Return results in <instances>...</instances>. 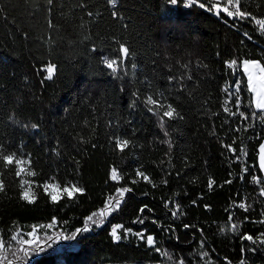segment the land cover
Instances as JSON below:
<instances>
[{
    "label": "trees",
    "instance_id": "16d2710c",
    "mask_svg": "<svg viewBox=\"0 0 264 264\" xmlns=\"http://www.w3.org/2000/svg\"><path fill=\"white\" fill-rule=\"evenodd\" d=\"M181 3L117 0L114 8L108 0H54L51 6L47 0H0V142L9 151L31 154L38 175L26 176L28 180L42 184L52 177L61 188L75 183L84 189L71 200L63 194L53 202L34 184L36 200L29 204L20 199L15 169L0 162L5 185L0 192V238L27 236L35 227L44 248L34 252L35 246L28 247V257L18 252L21 259L12 258L13 264H176L181 258L186 264H240L239 235L264 232V223L251 222L264 219V197L251 175L239 179L244 163L261 175L255 134L264 138V125L235 132L243 123L221 107L222 89L236 79L225 62L255 58L264 63V33L251 22L233 27L232 21L225 23L226 17L198 5L182 8ZM243 7L258 18L264 14V0H243ZM113 11L118 12L115 18ZM120 43L133 51V58L116 78L102 57L115 58ZM49 63L57 70L53 79L45 80ZM134 92L140 99L132 108ZM158 93L183 116L168 122L167 139L173 145L169 155L168 145L161 143L166 138L158 118L144 104L146 95ZM242 97L246 106V90ZM32 123L39 128L22 127ZM114 134L132 143L121 152L112 141ZM234 138L237 155L241 141L248 146L249 156L241 161L224 147ZM113 167L118 169L115 181L110 179ZM137 169L149 180L138 177ZM229 179L232 183H225ZM119 187L132 188L120 210L110 213L103 226L65 238L82 228L93 212L99 218ZM234 201L252 207L244 212ZM144 205L148 207L141 214ZM177 210L182 214L174 217L172 211ZM229 212L241 224L237 233L230 230ZM141 216L144 222L134 223ZM116 224L122 226L119 235L129 228L134 233L143 230L144 239L129 234L113 241L110 233ZM148 234L171 259L147 245ZM57 235L61 238L55 243L46 239ZM18 247L12 242L10 251ZM203 251L209 257L201 259ZM245 264H264V246L255 254L248 252Z\"/></svg>",
    "mask_w": 264,
    "mask_h": 264
},
{
    "label": "snow or ice",
    "instance_id": "6c2138e0",
    "mask_svg": "<svg viewBox=\"0 0 264 264\" xmlns=\"http://www.w3.org/2000/svg\"><path fill=\"white\" fill-rule=\"evenodd\" d=\"M54 0H47V4L49 6L53 5ZM168 2L172 5H176L179 0H168ZM108 3L113 6L114 8L117 6V0H108ZM185 6H194L198 5L199 8L205 9L206 11L218 16V17H226L225 23L232 21V26H236V22H251L252 24L258 27V31L264 33V14L258 18L257 15L253 14L251 11L246 10L243 7V0H184ZM51 11V8H49ZM223 14V16H222ZM92 13H89L91 16ZM112 16L115 18L118 16L117 11L112 12ZM49 27H52V21L49 20L48 22ZM243 36L246 37L248 40L252 39V36L248 32H244ZM243 40L241 43L243 44ZM132 55L130 48L126 46L124 43H120L118 54L115 58H103L102 62L106 68H108L111 73L116 77L120 78V72L124 70L127 66L128 58ZM226 66L232 70V75L236 77L234 83H229L228 86L224 87L222 91L225 93V97L222 101L221 107L223 112L228 114L229 117H238L239 120L243 123V129L238 125L233 131L240 132L248 131L249 129L255 128L256 124L259 123L264 125V63L261 62L260 59L255 58H244V59H231L230 61H226ZM186 67V66H185ZM132 68L135 69L136 65L133 64ZM57 70V65L55 63H49L45 67V71L47 75L44 77L45 80L53 79V76ZM242 72L243 76L238 75V73ZM125 75L127 73L125 72ZM173 77H169V82L173 81ZM189 80L192 79L191 76L188 77ZM246 80V84H245ZM184 85L181 84V90H183ZM250 96L248 104L244 105V100L242 97V93L244 91ZM133 96L136 97V100L129 105V107L134 108L136 106L137 100L140 99V94L138 92H134ZM163 93H158L156 96L148 94L144 99V104L146 107L147 112L156 116L158 118V126L160 130L163 132V135L166 139L162 140L161 143L167 144L169 152L166 155H169L172 149V142L169 137V121H174L177 118L183 119V116L180 115L177 108L173 106L172 103H166L165 99H162ZM234 101V103H233ZM247 107V111L243 110ZM234 109V110H233ZM213 115H216L213 113ZM227 123V121H225ZM22 127H31V129L36 130L39 128V125L36 123H32L31 125L23 124ZM213 134H215V129H213ZM255 138L258 139L260 142L257 146V160H258V168L261 175H256L255 173L251 172L252 165H248L246 163L242 164L241 167V175L239 179L244 181L248 175H251V182L259 187L258 195L260 197H264V138H261L260 133L257 132L255 134ZM249 140L253 139V137L249 136ZM112 141L116 148H118L121 152H123L131 143L132 141L129 139L124 138L122 135L114 134L112 136ZM223 144V141H222ZM235 144V138L233 139L232 144L224 145L230 151L237 161H241L244 158L249 156L248 146L241 141V146L239 149V155L236 153V149L233 147ZM55 151V149H53ZM0 162H2L4 168L6 169H15V177L19 180L20 186L22 191L20 192V199L22 201H26L29 204H32L36 200L35 191L33 185L35 184L36 187H42L45 193L50 195V198L53 202L60 200L61 193L66 194L69 200L73 199L76 194L83 193L84 189L72 183L71 186H63L62 188L59 186V182H53L54 178L50 177L46 179L42 184L37 183L35 180H28L25 177H35L38 173L33 168V161L31 154H25L22 150L17 151H9L2 142H0ZM163 163V161L161 162ZM136 175L138 177H143L145 181L149 180V177L144 174L143 171L137 169ZM231 176V173H229ZM118 176V169L113 167L111 169L110 179L115 181L117 180ZM136 181H132L135 183ZM167 183V180L164 181ZM213 180H209L208 187L211 190L213 187ZM225 183H232V180H226ZM27 185V187H25ZM5 190V185L2 181H0V192ZM51 190V191H49ZM132 192V188L130 187H119L116 189V195H113L111 199L106 200L105 206L99 212V218H97V213L93 212L91 215L86 217L84 225L82 228L76 229L71 236L65 237L66 239H74L76 238L78 233L88 232L93 227L99 228L103 226L107 222V218L110 213H114L120 210L125 195L127 193ZM195 203V201H193ZM234 207H238L242 209L244 212H248L251 209V204L246 202H233ZM167 206V205H166ZM147 205H144L139 210L142 214L145 209H147ZM177 209H179V205H177ZM151 211V209H148ZM182 214V211H172V215L174 217ZM264 216V211L261 213ZM229 222H231V231L233 233H237L240 230L241 224L237 223L233 220V215L229 212L228 216ZM245 221L249 220L248 216L244 217ZM144 218L141 216L138 218L134 223H143ZM252 223H264V219L260 221H251ZM55 223V219L53 223L47 225L48 228L53 227ZM155 223V221H154ZM122 226L120 224H116L111 229V237L113 241L119 242L122 239L127 238L129 234H134L137 238L144 239L145 232L142 230L140 232H133L132 229H125L124 235L121 236L117 233V229H120ZM185 228L194 227L191 225H184ZM171 226L166 231H170ZM221 231H224L222 228ZM37 232V229L33 227L32 231L26 233L28 239L24 238L25 234L17 233L11 235V240L7 241L5 238H0V249H3L5 255L0 256V264H13V259L16 260L21 259L20 256L17 255L18 252H23L24 257H28L29 250L28 247L25 245L32 247L33 251H43L44 248L39 243V237H34V233ZM34 237V238H33ZM61 237L57 235L55 238L52 236H47L46 239L48 241H52L55 243L56 240H59ZM147 245L152 247L156 253H160L161 255L168 257L171 259V254L167 251L161 250L160 247L156 246V241L153 235L148 234L147 237ZM239 239L241 241V260L240 264H245L246 262V254L248 252L256 253L260 250L261 246H264V232L259 233L257 236H253L249 233H243L239 235ZM245 241L249 242V245H245ZM12 242H16L19 245L18 248L14 251H10L12 249ZM7 244V247H6ZM51 247V245H47ZM201 247H205L203 241H201ZM10 251V255H9ZM201 259L205 257H209V252L203 251L201 254ZM176 264H186L185 259L181 258L176 262ZM206 264H210L206 262Z\"/></svg>",
    "mask_w": 264,
    "mask_h": 264
},
{
    "label": "rangeland",
    "instance_id": "374dc122",
    "mask_svg": "<svg viewBox=\"0 0 264 264\" xmlns=\"http://www.w3.org/2000/svg\"><path fill=\"white\" fill-rule=\"evenodd\" d=\"M130 51L132 52V55L128 58L127 66H126V67H129V66H131V64H132L133 51H132L131 49H130ZM24 178L28 179V178L26 177V175H25ZM70 186H71V185H70ZM25 187H27V185H25ZM49 191H51V190H49ZM61 195H63V193H61ZM34 237H37L36 234H34ZM34 237H33V238H34ZM24 238L28 239L29 237L24 236ZM39 242H40V240H39ZM25 246H26V247H29V246H27V245H25ZM135 264H138V263H135Z\"/></svg>",
    "mask_w": 264,
    "mask_h": 264
},
{
    "label": "built area",
    "instance_id": "2783aa9c",
    "mask_svg": "<svg viewBox=\"0 0 264 264\" xmlns=\"http://www.w3.org/2000/svg\"><path fill=\"white\" fill-rule=\"evenodd\" d=\"M181 7H182V8H188V7H190V6H185L184 0H182Z\"/></svg>",
    "mask_w": 264,
    "mask_h": 264
}]
</instances>
